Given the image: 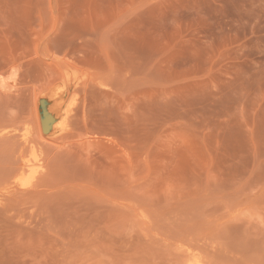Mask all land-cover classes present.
I'll use <instances>...</instances> for the list:
<instances>
[{"label":"rangeland","instance_id":"rangeland-1","mask_svg":"<svg viewBox=\"0 0 264 264\" xmlns=\"http://www.w3.org/2000/svg\"><path fill=\"white\" fill-rule=\"evenodd\" d=\"M187 249L264 264V0H0V264Z\"/></svg>","mask_w":264,"mask_h":264},{"label":"bare ground","instance_id":"bare-ground-1","mask_svg":"<svg viewBox=\"0 0 264 264\" xmlns=\"http://www.w3.org/2000/svg\"><path fill=\"white\" fill-rule=\"evenodd\" d=\"M62 87V86H61ZM63 89H61V91H62ZM58 91H60V90H58ZM72 95H74V94H72ZM71 95V96H72ZM59 97V96H58ZM73 97V96H72ZM70 99V98H69ZM72 101V100H71ZM70 101V102H71ZM60 102V101H59ZM69 102V101H68ZM58 103V102H57ZM75 103V102H74ZM60 105H61V103H60ZM69 105H71V104H69ZM37 106V105H36ZM67 106V105H66ZM58 107H60V106H58ZM70 107V106H69ZM37 108V107H36ZM66 108V107H65ZM68 108V107H67ZM71 108V107H70ZM70 108H68L67 110H66V113H65V115H63V118L65 117V120H66V123H67V121H68V119H69V114L71 113L70 111H72L73 110V108L72 109H70ZM70 109V110H69ZM48 110V109H47ZM50 110V109H49ZM48 110V111H49ZM52 110V109H51ZM47 111V112H48ZM65 111L63 110V113H64ZM72 116V115H71ZM39 117V116H38ZM71 118V117H70ZM39 120V119H38ZM60 120V119H59ZM65 120L63 119V121L61 120L60 122L58 121L57 122V124H58V127L60 126V128L61 129H64L65 128V125H66V123H65ZM56 123V122H55ZM69 123V122H68ZM67 123V124H68ZM57 124H54V125H56L57 126ZM65 124V125H64ZM69 125V124H68ZM39 126H40V124H39ZM54 128V127H53ZM69 128V127H68ZM61 129H59L60 131H61ZM39 131H40V128L38 129ZM51 130V129H50ZM66 130V129H65ZM37 133H40V132H37ZM53 133V132H52ZM42 138V137H41ZM25 140V139H24ZM16 182L20 185V186H30L31 187V184H29V180L27 179V178H23V177H19V178H17V180H16ZM144 217V216H143ZM183 244V243H182ZM190 244V243H189ZM194 244V243H193ZM184 245V244H183ZM186 246H188V245H186ZM185 246V247H186ZM190 246H192V244H190ZM180 247V246H179ZM182 247V246H181ZM184 247V246H183ZM195 247V246H194ZM197 247V246H196ZM176 248H177V246H176ZM188 249H189V247H188ZM187 249V250H188ZM185 251H186V249H184ZM191 250V249H190ZM190 250H188V254H189V256H188V254H186L187 253V251H186V253H183V254H186L187 255V257H190V255H191V257L188 259V261L185 263L184 262V264H201L202 263V261L200 260V257L198 258V256L196 255V256H193L194 254H190L189 253V251ZM177 251V250H176ZM181 250H178V252H180ZM185 251H183V252H185ZM193 251V250H192ZM194 253H196V251L194 252ZM200 254V253H199ZM198 254V255H199ZM200 256V255H199ZM204 256V255H203ZM207 256V255H206ZM182 258V257H181ZM207 258H208V256H207ZM183 260V259H182ZM209 260V259H208ZM184 261H185V259H184ZM177 263V262H176ZM176 263H174V264H176ZM180 263H183L182 261L180 262ZM203 264V263H202Z\"/></svg>","mask_w":264,"mask_h":264}]
</instances>
